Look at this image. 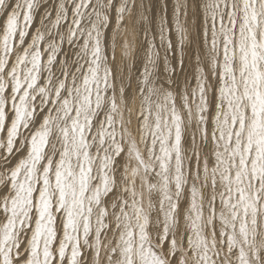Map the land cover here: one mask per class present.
Listing matches in <instances>:
<instances>
[{"label": "snow or ice", "instance_id": "obj_1", "mask_svg": "<svg viewBox=\"0 0 264 264\" xmlns=\"http://www.w3.org/2000/svg\"><path fill=\"white\" fill-rule=\"evenodd\" d=\"M0 264H264V0H0Z\"/></svg>", "mask_w": 264, "mask_h": 264}]
</instances>
